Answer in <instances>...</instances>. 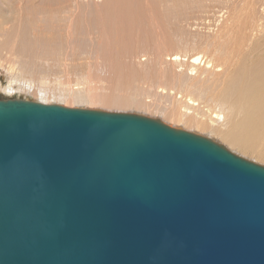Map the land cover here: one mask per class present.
I'll use <instances>...</instances> for the list:
<instances>
[{
  "label": "water",
  "instance_id": "water-1",
  "mask_svg": "<svg viewBox=\"0 0 264 264\" xmlns=\"http://www.w3.org/2000/svg\"><path fill=\"white\" fill-rule=\"evenodd\" d=\"M0 264H264V166L158 118L0 98Z\"/></svg>",
  "mask_w": 264,
  "mask_h": 264
},
{
  "label": "bare ground",
  "instance_id": "bare-ground-1",
  "mask_svg": "<svg viewBox=\"0 0 264 264\" xmlns=\"http://www.w3.org/2000/svg\"><path fill=\"white\" fill-rule=\"evenodd\" d=\"M131 1L0 0V66L9 77L0 90L44 103L71 101L73 107L95 102L143 109L190 132L216 136L231 152L264 163V14L256 10L262 0L231 2L225 23L209 38L211 57L174 50L168 59L189 72L184 75L160 69L157 60L147 67L123 64L135 53V31L144 29L133 10L138 3ZM124 38H133V44ZM91 47L112 74L111 90L92 97L90 89L71 90L61 78L50 88L49 68L40 62L56 63L68 55L89 59Z\"/></svg>",
  "mask_w": 264,
  "mask_h": 264
},
{
  "label": "rangeland",
  "instance_id": "rangeland-1",
  "mask_svg": "<svg viewBox=\"0 0 264 264\" xmlns=\"http://www.w3.org/2000/svg\"><path fill=\"white\" fill-rule=\"evenodd\" d=\"M133 1L134 3H138L135 4V6L137 5L138 6L136 8L134 6L135 9H133L132 7L131 8L137 11L139 17L141 16L140 18L143 21L144 29L142 30V33L140 31L138 32L135 31L134 33L136 38L135 42L133 41V38L131 40L124 38V41L130 42L131 44H133L134 42L133 45L135 46V48H133L132 50H134L135 53L132 55V57L129 56L127 58H124V60L122 61L123 64L125 65L130 63L136 65L143 64L146 65L147 67L152 62L157 60L159 62L158 66L160 69L172 70L176 74L184 75V74H189V72L187 73V70L186 71L183 70V67H179L174 62L172 64L171 63L172 61L168 59L169 55L173 53L174 50L180 49L181 52L183 53L186 52L187 54H190L194 50H199L203 53H206V56L209 55L208 57H211L212 54L209 51V38L213 37L215 34L217 35V32L221 28L220 27L221 23L223 25L227 17L229 16V13L231 11L230 10L231 2L238 0H139V2L138 0H133ZM133 1H131V6H133L134 4ZM100 2L102 3V0H95V3L97 4L98 3L100 4ZM25 7L22 6L23 9L17 10L18 14H21L19 13V11L24 10ZM256 10L258 13L262 12V14H264V0H262L258 4ZM143 33L144 35L142 36L141 34ZM139 34L142 37H140ZM141 38H143L142 40L143 44H141V41H137V40H141ZM84 42L85 43L87 42L88 46L89 44L91 45V42L88 40ZM95 45L96 44L93 43L92 46ZM91 49L93 48L91 47ZM95 50L96 49H93V51L91 50L92 51V53L90 54L91 58L89 57V59L85 58L86 54L83 55L86 61L91 60V65L89 64L90 62H86L84 59L82 60L83 56L80 59H76L69 55H68L69 57L65 56V58L61 59L56 63L40 62L42 66L49 68L48 74L52 82L50 88L56 89L57 85L53 84V81L55 78H61L62 81L65 80V82L71 83L70 84L71 86L69 85V88L72 87L71 90L72 89L75 90L77 87H79L80 89L77 88L76 90L83 89V91L84 90L87 91L88 89H90L92 97L93 96L96 97L97 95L103 94L111 90L110 87L112 83L111 82L112 74L109 73L108 69L104 67L105 65L103 64L102 59L100 60V58L96 56V53L94 52ZM69 58L72 60H70ZM92 61L94 62V64ZM184 62L185 61H183V63ZM188 63L186 61L184 65L188 66ZM8 78L9 77L4 66L3 67L0 66V82L2 83V85L8 84ZM75 82H79V85H73ZM33 97L34 96L31 95L28 96L27 99L33 100L35 98ZM0 98H25V93L18 94V92H16L13 95H8L0 90ZM146 100L148 101L149 99L147 98ZM51 102L55 103L53 102V100ZM70 102L71 101H67L64 103L62 101L61 105L62 106L67 105L64 107L73 108V106H71L73 104L72 102L71 103ZM84 104L86 103L78 104V106L76 104L74 105V107L76 106L85 109L88 108L91 110L117 111V112L133 111L131 110L132 109L131 107L119 108L120 106L113 105L112 107L111 105H106V104H103L104 106L103 105L100 106L102 103H95V102H93L91 106L89 103H87L86 105ZM110 106L112 107L113 110H110L111 108ZM139 110H138L139 112L138 111L136 112L134 109L132 113L145 115L151 118H158L161 121L163 120L164 123L166 122L164 118H162V115L160 114L155 115L154 113L152 112L150 113L149 111L146 110H144L142 113L143 109H139ZM152 114H154L155 116ZM165 124L169 126L172 125L171 127L174 128H181V129L183 128L180 124L173 125L171 123L169 124L168 122H166ZM179 125L180 127H178ZM184 130L186 129L184 128ZM187 131H191V130H187ZM192 132L208 137L211 140L222 144L223 146L225 145L216 136L212 137L213 135L210 136L208 133H203V132L200 134L199 132L201 131L199 130L198 132L192 130ZM236 154L240 156L244 155V154L242 155L239 152H236ZM243 157L245 159L253 161L254 163L264 166V163L259 160L250 158L246 155H244Z\"/></svg>",
  "mask_w": 264,
  "mask_h": 264
}]
</instances>
